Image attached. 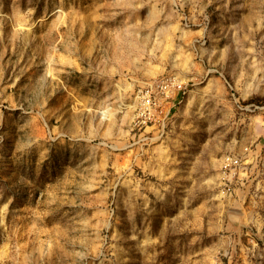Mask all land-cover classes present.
Segmentation results:
<instances>
[{
    "label": "rangeland",
    "instance_id": "1",
    "mask_svg": "<svg viewBox=\"0 0 264 264\" xmlns=\"http://www.w3.org/2000/svg\"><path fill=\"white\" fill-rule=\"evenodd\" d=\"M0 264H264V0H0Z\"/></svg>",
    "mask_w": 264,
    "mask_h": 264
},
{
    "label": "built area",
    "instance_id": "2",
    "mask_svg": "<svg viewBox=\"0 0 264 264\" xmlns=\"http://www.w3.org/2000/svg\"><path fill=\"white\" fill-rule=\"evenodd\" d=\"M175 83L171 80H158L153 86H149L142 98L146 101L141 104L137 114V124H153L160 125L161 129L164 128V121L169 116L170 102L173 99L175 91ZM151 105L155 107L151 110ZM238 166L237 159H226L225 168L227 171L233 170Z\"/></svg>",
    "mask_w": 264,
    "mask_h": 264
}]
</instances>
